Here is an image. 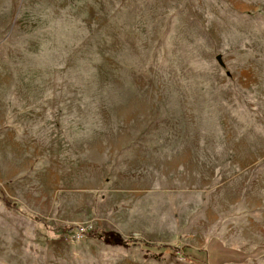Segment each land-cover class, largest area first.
I'll return each instance as SVG.
<instances>
[{"label":"rangeland","instance_id":"374dc122","mask_svg":"<svg viewBox=\"0 0 264 264\" xmlns=\"http://www.w3.org/2000/svg\"><path fill=\"white\" fill-rule=\"evenodd\" d=\"M0 264H264V0H0Z\"/></svg>","mask_w":264,"mask_h":264},{"label":"trees","instance_id":"16d2710c","mask_svg":"<svg viewBox=\"0 0 264 264\" xmlns=\"http://www.w3.org/2000/svg\"><path fill=\"white\" fill-rule=\"evenodd\" d=\"M54 231H61V232H74V231H82V234L85 236H92L96 238H100L108 243H115L116 235L113 232H104V231H83L82 228L74 227V226H61Z\"/></svg>","mask_w":264,"mask_h":264}]
</instances>
